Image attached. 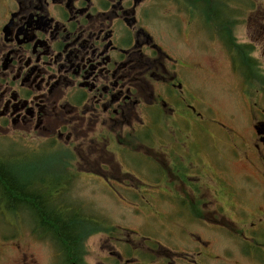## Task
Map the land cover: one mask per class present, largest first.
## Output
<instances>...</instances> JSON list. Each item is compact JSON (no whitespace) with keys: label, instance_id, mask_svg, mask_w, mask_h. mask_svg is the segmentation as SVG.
I'll list each match as a JSON object with an SVG mask.
<instances>
[{"label":"flooded vegetation","instance_id":"af4514ba","mask_svg":"<svg viewBox=\"0 0 264 264\" xmlns=\"http://www.w3.org/2000/svg\"><path fill=\"white\" fill-rule=\"evenodd\" d=\"M172 1L176 7L166 8ZM222 8H204L203 0H0V137L8 165L39 150L54 154L51 168L91 170L108 180L139 170L141 156L142 170H164L170 181L164 193L150 189L148 202L150 212L165 204L152 223L173 245L147 244L151 237L135 238L133 227L117 235L114 226L101 232L108 245L93 264H264V107L261 115L252 108L264 90L248 92V72L234 64L249 56L257 67L264 57V17L249 28L236 17L246 12L225 2ZM205 27L231 72L244 79L252 133L240 135L239 145L228 132L218 139L208 128L203 45L188 42ZM220 143L242 148L233 162L242 156L251 170L244 183L229 181ZM201 177L221 183L212 189ZM70 180L67 172L52 183L56 208L71 205L56 192ZM134 185L128 190L138 197ZM84 262L92 264L87 250Z\"/></svg>","mask_w":264,"mask_h":264},{"label":"rangeland","instance_id":"374dc122","mask_svg":"<svg viewBox=\"0 0 264 264\" xmlns=\"http://www.w3.org/2000/svg\"><path fill=\"white\" fill-rule=\"evenodd\" d=\"M208 1L211 5L215 2L213 0ZM217 1L220 4H216L215 7L218 6L221 11H223V2H225L229 5V8L235 9L236 12H246L245 17H243L244 15L236 17L247 23L249 28L261 23L264 17V0ZM189 5L193 6L191 2H189ZM175 7V1L166 4V8ZM205 28L197 33V37L192 32L190 34L191 39L188 38V42L193 40L197 44L203 45L202 95L205 105L210 106V110L207 112L208 128L214 131V133H210L216 138L218 136L226 138L228 132L239 145L240 135L249 139L252 133L248 125L250 116L246 112L247 98L242 93L244 84L241 83L244 79H240L238 75L231 72L230 62L225 52L221 51L220 43L214 42L210 37V31L207 27ZM171 30V26H166L164 32L170 35L173 34ZM208 49L209 51L206 52ZM259 60L257 67L260 66L258 68L263 71L264 57ZM251 64H253V61H251ZM263 84V77L254 83L252 81L248 82V92L257 95L258 88L261 89ZM254 101H257V103L252 104V108L257 114L261 115L259 109L264 107V95L262 97L258 96ZM234 134H236V137ZM23 145L26 149L30 148L25 144ZM238 145L230 143L229 150L223 143H220L223 158L225 157L227 164L231 166L228 171L230 178H227L235 185L244 183L243 175L251 172L242 156L238 157L236 155V161L233 162V153L238 154L242 149ZM4 154H7V147L3 138L0 137V159L5 161ZM194 155L192 152H188L186 157L193 158ZM53 156L52 152H40L38 150L14 158L9 164L10 167L16 169L13 171L24 177L30 179L41 178L51 183L62 180L65 173L68 172L72 180H70L64 191L59 187L60 190L56 192L61 198L69 200V204L73 207L60 203L59 210L61 211H67L70 208V211L74 212L81 209L80 216L93 215L99 220L107 221L110 225L116 226L114 233L117 235H123L122 228L131 229L133 227L138 229L135 238L137 236L151 237L146 239L147 244H152L156 240L165 247L173 245V241L167 236L164 229L152 223L155 220L159 221V218L163 216L162 210H165V204L161 201L157 203L160 209L153 208L151 212L149 211L152 205L148 202L151 199L149 190L159 188L164 193L168 183H170L164 170H142L143 161L145 162V160L140 156L137 165L139 170H120L121 179L110 177L107 180L91 170H57L51 168L53 167ZM213 156L214 162L223 163L221 153L214 152ZM117 171L110 170L108 173L117 176ZM172 172L182 177L185 174V170H172ZM201 178V181L208 183V186L212 189L217 188L221 183L220 180L215 178H208V180L204 177ZM132 184H135L134 188H136L138 197L131 195L128 190ZM145 196L146 198H144ZM32 230L33 222L28 216L14 217L10 214L8 208H5L2 203L0 204V264H57L60 262V258L62 261V253L58 250L59 246L43 236L39 235L37 237ZM41 237L45 239H41ZM226 243L227 240L222 242L223 246ZM107 245L104 233L98 232L88 237L85 241L87 261L93 264L98 258H102V251ZM157 249H159L158 246ZM57 253H60V255L57 256Z\"/></svg>","mask_w":264,"mask_h":264},{"label":"trees","instance_id":"16d2710c","mask_svg":"<svg viewBox=\"0 0 264 264\" xmlns=\"http://www.w3.org/2000/svg\"><path fill=\"white\" fill-rule=\"evenodd\" d=\"M206 8L212 7L208 0H204ZM205 21L213 22V16L205 11ZM219 29L223 26L218 27ZM228 45V41H225ZM252 60V58L250 57ZM249 56L245 59L238 58L235 65L248 72L247 82H257L258 68L250 64ZM264 80V77H263ZM261 88H264V84ZM55 187V186H54ZM56 191V187L54 188ZM53 185L45 179H30L10 169V166L0 159V204L9 209L10 214L16 216L18 212L31 215L33 234L48 235L53 243L59 247L64 264H85V241L94 233L110 231L111 226L107 221L99 220L93 215H81V209L74 212L67 209L61 211L54 206ZM43 196V198H42ZM67 205V204H66ZM68 207H73L69 206ZM72 212V213H71ZM64 217V219H62Z\"/></svg>","mask_w":264,"mask_h":264},{"label":"bare ground","instance_id":"6f19581e","mask_svg":"<svg viewBox=\"0 0 264 264\" xmlns=\"http://www.w3.org/2000/svg\"><path fill=\"white\" fill-rule=\"evenodd\" d=\"M69 206H72V205H69ZM62 219H64V217H62ZM42 234H45L44 232Z\"/></svg>","mask_w":264,"mask_h":264}]
</instances>
